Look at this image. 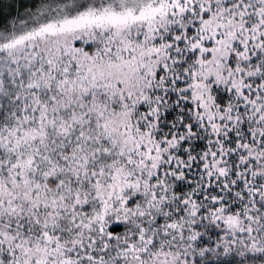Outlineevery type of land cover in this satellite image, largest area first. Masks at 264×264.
<instances>
[{"label": "snow or ice", "instance_id": "snow-or-ice-1", "mask_svg": "<svg viewBox=\"0 0 264 264\" xmlns=\"http://www.w3.org/2000/svg\"><path fill=\"white\" fill-rule=\"evenodd\" d=\"M0 264H264V0H0Z\"/></svg>", "mask_w": 264, "mask_h": 264}]
</instances>
